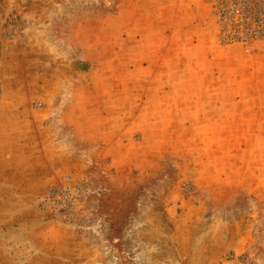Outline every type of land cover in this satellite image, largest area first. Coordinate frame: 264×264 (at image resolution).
<instances>
[{
  "label": "rangeland",
  "instance_id": "obj_1",
  "mask_svg": "<svg viewBox=\"0 0 264 264\" xmlns=\"http://www.w3.org/2000/svg\"><path fill=\"white\" fill-rule=\"evenodd\" d=\"M0 264H264V0H0Z\"/></svg>",
  "mask_w": 264,
  "mask_h": 264
},
{
  "label": "built area",
  "instance_id": "obj_2",
  "mask_svg": "<svg viewBox=\"0 0 264 264\" xmlns=\"http://www.w3.org/2000/svg\"><path fill=\"white\" fill-rule=\"evenodd\" d=\"M237 14L241 15L245 12L242 8L237 9ZM234 16H227L225 14V19L230 21L233 25V34H229L228 36L224 37V40L228 41H234V40H241V41H247L252 40L254 38H258L257 32L254 28H251L250 25V18L248 16H236L235 12H233ZM258 16V13L255 15ZM251 24H255V21L252 20ZM261 29H263V26H261ZM258 31V30H257Z\"/></svg>",
  "mask_w": 264,
  "mask_h": 264
}]
</instances>
